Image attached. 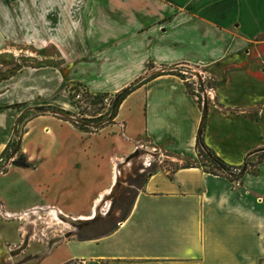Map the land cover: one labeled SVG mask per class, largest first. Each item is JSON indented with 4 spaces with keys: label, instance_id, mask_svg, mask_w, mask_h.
I'll return each mask as SVG.
<instances>
[{
    "label": "crops",
    "instance_id": "crops-1",
    "mask_svg": "<svg viewBox=\"0 0 264 264\" xmlns=\"http://www.w3.org/2000/svg\"><path fill=\"white\" fill-rule=\"evenodd\" d=\"M258 35L264 0H0V48L11 41L45 54L54 46L61 61L0 80V157L35 112L72 110L68 84L114 96L138 84L113 120L130 107L119 123L129 147L115 157L152 148L179 167L149 176L111 233L50 243L48 252L60 250L62 264H264V84L258 62L248 67ZM180 66L208 81L202 143L231 169L249 164L237 180L198 165L202 113L185 82L168 73ZM44 156L54 169L68 162ZM38 209L13 213L0 203L7 219L40 218ZM13 228L9 239L0 231V264L16 260L6 247L19 234L32 238L27 228Z\"/></svg>",
    "mask_w": 264,
    "mask_h": 264
},
{
    "label": "rangeland",
    "instance_id": "rangeland-1",
    "mask_svg": "<svg viewBox=\"0 0 264 264\" xmlns=\"http://www.w3.org/2000/svg\"><path fill=\"white\" fill-rule=\"evenodd\" d=\"M250 45L252 53L249 57V66L248 63H244L241 68L246 69L247 66H251V62H258L257 75L262 78L259 82L264 84V35H258ZM39 51L34 47L6 41L0 48V80L17 74L18 71L25 72L30 67L56 65L61 62L54 46L46 48L45 54ZM180 67L191 73L185 76V80L189 79L187 82L190 86L189 92L194 94L196 100L199 98V102L201 101L199 106L202 109L203 95L197 88L198 82L201 81L207 89L208 81L197 69ZM67 86L74 89L68 91L72 110L35 112L27 126L22 123L17 129L15 137H20V143L15 145L14 141L2 155L3 161H9L7 168L3 170L0 167L2 207L13 213H21L36 206L39 208L40 216L39 218L29 214L24 220H14L7 219L6 215L5 217L3 214L0 215V219L10 221L8 224L1 223L0 226L5 238L9 239L14 226L24 227L23 230L27 228L32 235V238L30 236L25 241L24 238L21 240L19 234L15 242L8 243L7 255L9 259L16 260L11 262L3 260V264H25L29 259L34 264H62L60 262L65 255L57 249L48 252L49 242L57 241L55 243L57 244L59 235L58 238L64 242L79 240L82 237H99L112 228H117L122 223V216L139 187L141 182L139 177L153 167L171 172L178 166L170 155L152 148H139L135 151L136 157L133 158H128L131 154L121 158L115 157L124 155L129 147L119 123L124 122L122 120L127 116L130 107L126 106L113 124L108 117L116 96L100 95L95 98V95L82 91L79 86L72 83ZM77 93L81 96L79 101L74 100ZM52 112H62L64 116H71L73 119ZM98 119L101 120L97 121ZM26 133L29 137L22 145ZM47 151L51 158L59 156V164L61 161L66 162L64 158L68 159V162L54 169L49 158L44 156ZM121 160L128 163L117 171L116 163ZM198 163L205 170L211 168L202 158ZM111 205V212L105 216ZM46 207L57 208L66 216L58 214L53 217L52 212L44 210ZM95 212L97 217L89 221ZM80 219L89 221L80 230L70 224V221ZM19 249V252H22L18 254L19 256H10ZM71 264L81 263L72 261Z\"/></svg>",
    "mask_w": 264,
    "mask_h": 264
},
{
    "label": "trees",
    "instance_id": "trees-1",
    "mask_svg": "<svg viewBox=\"0 0 264 264\" xmlns=\"http://www.w3.org/2000/svg\"><path fill=\"white\" fill-rule=\"evenodd\" d=\"M167 73V72H166ZM168 73H171V74H175L177 75L178 77H180L182 80H184L185 82V75H183L182 73H180L179 71H175V70H172V71H168ZM6 78V77H5ZM185 85L187 87V90L190 91V86L187 82H185ZM138 86V84L134 85V86H131V87H128L126 89H124L123 91H121L118 95H116V98L114 99V101L112 102V106H114L113 110H112V107H111V111H110V115H111V118L110 120L113 121V119L116 117V113H117V108L118 106L120 105V103L126 98V96L128 94H130L136 87ZM81 88V87H79ZM70 91H73L74 89L72 88H69ZM82 91H86L85 89L81 88ZM77 91V90H76ZM191 95L194 96V94L190 93ZM98 96L100 95H95V98H98ZM198 102V104L200 105V102H199V98L196 100ZM101 119H98L97 121H99ZM196 149H197V155L199 157V159H204L206 160L209 165H210V170H205L204 168H202L201 165H198L207 173H211V174H214V175H223L225 177H227L229 180L231 181H234V180H237V178L239 177V175L241 174V172H244L246 170H248V167H249V164L246 163L245 166L243 168L240 169V172L238 174H231L230 173V169L229 167H227L219 158H217L212 152L209 151V149L207 147L204 146L203 143H199L197 141V144H196ZM263 157H264V154H263ZM179 167L177 166L174 170H172L170 173L174 172L176 169H178ZM157 171V168H152V170L148 171L145 175H142L139 177L140 179V184H139V187L137 188V191L136 193L133 195L132 197V200L128 206V208L126 209L125 213L123 214L122 216V219H121V222H124L128 215L130 214V211L132 209V205H133V202L136 198V195H137V192L138 190H141L144 183L147 181V179L149 178V176H151L154 172ZM115 228H112L111 230H109L108 232H106L105 234L101 235V236H105L106 234H109L111 233L113 230H115ZM99 236V237H101ZM99 237H82L81 239H79V241H88V240H92V239H95V238H99ZM72 262H68L66 264H71Z\"/></svg>",
    "mask_w": 264,
    "mask_h": 264
},
{
    "label": "water",
    "instance_id": "water-1",
    "mask_svg": "<svg viewBox=\"0 0 264 264\" xmlns=\"http://www.w3.org/2000/svg\"><path fill=\"white\" fill-rule=\"evenodd\" d=\"M173 69H177V68H173ZM171 70H172V68H171ZM200 85L202 86V83ZM207 102H208L207 96L204 95L203 103H202V109H201L202 116H201V121H200L199 129H198V133H197V140L199 143H202L201 136H202L203 125H204L206 115H207ZM113 108H114V106H112V110H113ZM52 113L55 115H58V116L68 118V119H73V117H71V116H64L62 112H52ZM110 118H111V115L108 117V119H110ZM135 155H136V153H133L131 156H135ZM95 216H96V212L94 213L92 219H90L89 221H92L93 218H95ZM89 221H70V224H72L73 226H76V227H81V225H83Z\"/></svg>",
    "mask_w": 264,
    "mask_h": 264
},
{
    "label": "built area",
    "instance_id": "built-area-1",
    "mask_svg": "<svg viewBox=\"0 0 264 264\" xmlns=\"http://www.w3.org/2000/svg\"><path fill=\"white\" fill-rule=\"evenodd\" d=\"M175 71H179L180 73H182L183 75H191V73L189 72V70L185 69V68H182V67H177V69H174ZM172 71V70H171ZM201 79V78H200ZM184 81V80H183ZM189 79L185 80V82H188ZM202 82H198V87L200 89V91H202V95H203V98H204V95L207 96V93H206V89H205V86L202 84V86L200 85ZM81 99V96L80 94H75L74 95V100L76 101H79ZM207 100H208V96H207ZM240 172L239 169H230V173L231 174H238Z\"/></svg>",
    "mask_w": 264,
    "mask_h": 264
},
{
    "label": "flooded vegetation",
    "instance_id": "flooded-vegetation-1",
    "mask_svg": "<svg viewBox=\"0 0 264 264\" xmlns=\"http://www.w3.org/2000/svg\"><path fill=\"white\" fill-rule=\"evenodd\" d=\"M14 141H15V145L17 144H19L20 143V137H13V139L11 140V142L9 143V145H11V143H14ZM22 144V143H21ZM9 145L7 146V148L9 147ZM7 148H6V150H7ZM3 155V154H2ZM2 155H1V157H0V167L4 170L5 168H7V166H8V163H9V161H3V159H2ZM111 210H112V205L110 206V208H109V211H108V213H106L105 214V216L106 215H108L110 212H111ZM97 217V214H96V216H95V218ZM95 218H93V220H95ZM84 225V224H83ZM83 225H81V227L83 226ZM81 227H77L79 230L81 229ZM29 230V229H28ZM31 233V232H30ZM60 236V235H59ZM58 236V237H59ZM57 237V240H59L58 241V243L57 244H59V243H61L60 241V239ZM52 242H54V241H52ZM52 242H49V244L50 243H52ZM57 241H55L54 242V244L56 243ZM56 244V245H57ZM49 247H51L50 245H48ZM20 247V246H19ZM18 248V247H17ZM29 248V247H28ZM27 250V249H26ZM26 250H23V251H26Z\"/></svg>",
    "mask_w": 264,
    "mask_h": 264
},
{
    "label": "bare ground",
    "instance_id": "bare-ground-1",
    "mask_svg": "<svg viewBox=\"0 0 264 264\" xmlns=\"http://www.w3.org/2000/svg\"><path fill=\"white\" fill-rule=\"evenodd\" d=\"M133 153H135V152H133ZM133 153H132V154H133ZM132 154H131V155H132ZM131 155H130L128 158L136 157V155H135V156H131ZM129 161H130V160H129ZM117 163L120 165V166L116 165L117 171H119V169H120L122 166H124V164H127L128 162H125V161H122V160H121V161H118ZM127 167H128V166H127ZM126 169H127V168H126ZM98 202H99V201H98ZM98 202H97V203H98ZM25 216H26V215H24L23 217H25ZM80 221H81V220H80ZM24 232H27V230L25 229Z\"/></svg>",
    "mask_w": 264,
    "mask_h": 264
}]
</instances>
